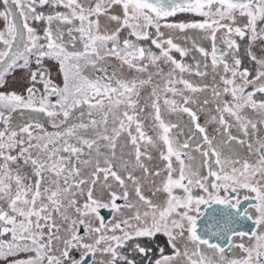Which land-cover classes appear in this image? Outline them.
<instances>
[{"label":"snow or ice","instance_id":"1","mask_svg":"<svg viewBox=\"0 0 264 264\" xmlns=\"http://www.w3.org/2000/svg\"><path fill=\"white\" fill-rule=\"evenodd\" d=\"M0 264H264V0H0Z\"/></svg>","mask_w":264,"mask_h":264},{"label":"rangeland","instance_id":"2","mask_svg":"<svg viewBox=\"0 0 264 264\" xmlns=\"http://www.w3.org/2000/svg\"><path fill=\"white\" fill-rule=\"evenodd\" d=\"M19 75H20V74L18 73L17 76L19 77ZM13 86H14V87H18V85H15V84H14ZM201 122L203 123V117H202V119H201Z\"/></svg>","mask_w":264,"mask_h":264},{"label":"flooded vegetation","instance_id":"3","mask_svg":"<svg viewBox=\"0 0 264 264\" xmlns=\"http://www.w3.org/2000/svg\"><path fill=\"white\" fill-rule=\"evenodd\" d=\"M105 215H107V213H104Z\"/></svg>","mask_w":264,"mask_h":264},{"label":"bare ground","instance_id":"4","mask_svg":"<svg viewBox=\"0 0 264 264\" xmlns=\"http://www.w3.org/2000/svg\"><path fill=\"white\" fill-rule=\"evenodd\" d=\"M104 214V213H103ZM105 215V214H104Z\"/></svg>","mask_w":264,"mask_h":264}]
</instances>
